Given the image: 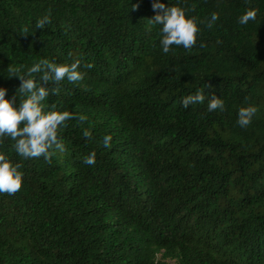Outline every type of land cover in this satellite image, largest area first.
<instances>
[{
	"label": "trees",
	"instance_id": "16d2710c",
	"mask_svg": "<svg viewBox=\"0 0 264 264\" xmlns=\"http://www.w3.org/2000/svg\"><path fill=\"white\" fill-rule=\"evenodd\" d=\"M153 2L0 0L5 99L19 110L27 97L15 75L39 85L43 73L26 74L41 60H79L84 79L49 81L42 105L87 117L60 127L65 150L47 160L0 137L23 181L0 194V264H264V0H157L199 28L194 47L167 54ZM201 89L204 103L184 108ZM213 94L223 111L208 112ZM249 106L257 112L242 128Z\"/></svg>",
	"mask_w": 264,
	"mask_h": 264
},
{
	"label": "clouds",
	"instance_id": "9594fccd",
	"mask_svg": "<svg viewBox=\"0 0 264 264\" xmlns=\"http://www.w3.org/2000/svg\"><path fill=\"white\" fill-rule=\"evenodd\" d=\"M139 5H134L136 10ZM153 11L162 12L154 16L152 22L162 26V39L160 41L163 52L167 54L172 45L183 46L185 49H191L196 45L197 33L199 28L195 19L186 18L185 11L177 6L166 8L164 4L154 0L152 4ZM257 16L256 10H248L239 19L242 25L249 21H254ZM219 19L218 14L213 13L207 26L210 28ZM50 23L48 16L36 21V29H44L45 25ZM219 43V41H218ZM80 61L77 60L69 65H57L48 60H41L32 66L27 76L31 77L34 73H43L40 76L41 83L38 85L32 78H24L15 75L21 81L18 93L26 95V99L20 103L19 110L13 107V102L6 100V89L0 88V137H10L15 141V150L18 155L25 158H38L43 156L46 160L50 159L52 153L49 149L55 147L56 150L63 152L64 145L58 140V130L66 121L77 118L81 123L87 120V117L80 115L74 117L71 113L64 111L44 112L42 101L49 96L47 88L48 82L53 81L59 85L67 79L70 83L82 81L84 74L78 71ZM91 67V65H88ZM18 71V70H16ZM205 87H209L206 85ZM59 91L58 88L52 90L53 94ZM206 95L204 89L196 92L195 95H188L182 98V105L188 108L189 105L204 103ZM15 97L13 98V100ZM224 103L221 98L214 94L208 100V112H215L217 109L223 111ZM257 112V108L249 106L241 108L238 112L237 123L240 127L246 128L252 122V118ZM23 125V126H21ZM85 138H91V132H83ZM112 136L103 138V145L106 148L111 147ZM96 162V153L92 152L84 163L94 165ZM20 165H13L4 154H0V194L14 195L22 187V173L18 171Z\"/></svg>",
	"mask_w": 264,
	"mask_h": 264
},
{
	"label": "rangeland",
	"instance_id": "374dc122",
	"mask_svg": "<svg viewBox=\"0 0 264 264\" xmlns=\"http://www.w3.org/2000/svg\"><path fill=\"white\" fill-rule=\"evenodd\" d=\"M166 264H173L172 262L168 261Z\"/></svg>",
	"mask_w": 264,
	"mask_h": 264
}]
</instances>
